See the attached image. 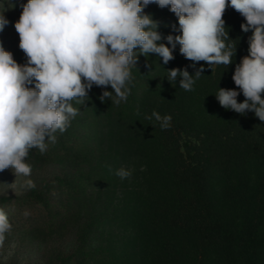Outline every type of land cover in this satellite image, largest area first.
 I'll use <instances>...</instances> for the list:
<instances>
[{"label": "trees", "instance_id": "trees-1", "mask_svg": "<svg viewBox=\"0 0 264 264\" xmlns=\"http://www.w3.org/2000/svg\"><path fill=\"white\" fill-rule=\"evenodd\" d=\"M144 13L158 22L157 43L171 47L166 37L180 34L175 14L155 3ZM20 14H4L0 42L23 65ZM223 19L236 45L228 67H193L179 44L167 64L137 53L126 102H101L113 90L93 85L84 104L72 102L78 115L55 143L30 150L36 187L0 195V207L8 234L40 244L38 264H264V121L224 109L215 96L219 88L240 92L232 75L252 32L231 7ZM201 66L191 91L179 76L168 80V70L194 76ZM153 112L170 116V126L162 129ZM121 168L131 175L121 179Z\"/></svg>", "mask_w": 264, "mask_h": 264}, {"label": "clouds", "instance_id": "clouds-1", "mask_svg": "<svg viewBox=\"0 0 264 264\" xmlns=\"http://www.w3.org/2000/svg\"><path fill=\"white\" fill-rule=\"evenodd\" d=\"M152 3L169 7L178 18L180 34L166 37L171 47L157 43L162 39L158 22L144 13ZM229 7L245 19L241 30L252 32L248 55L232 75L245 99L238 102L240 92L226 88L215 96L224 109L241 115L252 111L264 121V0H27L14 25L27 62L19 64L0 42V172L11 169L16 177H30V150L43 153L48 142L55 143L56 133L65 132L78 115L72 102L84 104L93 85L113 90L103 91L101 102H126L139 55L157 54L167 64L179 44L193 67L199 62L228 67L236 54L223 19ZM5 10L0 12V32L9 23ZM203 71L201 66L193 76L173 68L168 80L179 76L180 88L191 91L194 77ZM152 117L162 129L170 126V116L153 112ZM115 174L121 179L131 175L123 168ZM23 187L36 185L29 178ZM11 230L0 207V248Z\"/></svg>", "mask_w": 264, "mask_h": 264}, {"label": "rangeland", "instance_id": "rangeland-1", "mask_svg": "<svg viewBox=\"0 0 264 264\" xmlns=\"http://www.w3.org/2000/svg\"><path fill=\"white\" fill-rule=\"evenodd\" d=\"M27 0H0V12L15 15L22 12V5ZM131 172L137 161L131 162ZM130 172V173H131ZM30 177L15 176L11 169L0 172V195L21 194L27 189L23 187L24 181ZM14 183V184H13ZM13 184V185H11ZM40 244L18 234H7L5 243L0 248V263L6 264H38Z\"/></svg>", "mask_w": 264, "mask_h": 264}]
</instances>
